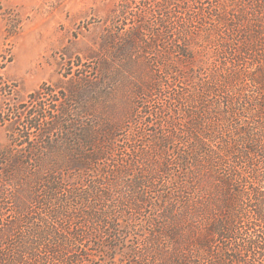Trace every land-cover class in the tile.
Returning a JSON list of instances; mask_svg holds the SVG:
<instances>
[{
  "label": "rangeland",
  "instance_id": "1",
  "mask_svg": "<svg viewBox=\"0 0 264 264\" xmlns=\"http://www.w3.org/2000/svg\"><path fill=\"white\" fill-rule=\"evenodd\" d=\"M254 16L264 20V0H0V77L14 89L10 98L0 97V107L23 104L43 86L58 97L80 95L72 106L77 129L113 122L117 129L107 155L98 144L84 149L101 159L92 171L81 169L83 181L113 167L128 172L130 178L141 169L149 179L164 160L169 164L167 173L158 177L170 183L146 188L139 212L123 211L116 223L120 230L116 243L106 240L105 233L84 242L87 247L80 264H161L164 255L142 250L154 234L168 242L166 255L181 239L183 244L175 246L187 264H202L207 258L202 236L211 216L205 214L202 221V198L208 199L212 191H205L202 183V156L197 153L192 166L178 162L179 154L189 151L191 137L198 136L183 135L164 153L156 148L151 134L162 127L163 116L173 115L180 106L179 93L185 98L211 76L219 79L229 70L248 76L258 72V62L264 61V37L246 39L248 52L239 65L226 54L228 48L240 45L236 20L248 27L255 24ZM244 79L243 88L255 91L250 78ZM151 86L155 90L149 92ZM59 104L46 100L44 108L49 106L46 112L53 113L63 108ZM159 110L165 113L158 115ZM177 117L183 132L189 117L182 112ZM19 118L0 119V148L8 145V133L20 130L18 121L26 122L24 116ZM28 133L29 139L36 138V132ZM50 137L60 135L53 131ZM79 173L80 168L65 169L61 192L72 181L78 182ZM5 179L0 184V203L4 204L2 216L9 218L13 212L9 199L16 191ZM180 181L188 188L185 195L177 189ZM175 199L179 203L174 214L182 204L187 207L172 241L155 226L162 223L161 216ZM68 221L67 232L75 231L77 222ZM207 238L216 253L221 245L217 233Z\"/></svg>",
  "mask_w": 264,
  "mask_h": 264
},
{
  "label": "trees",
  "instance_id": "2",
  "mask_svg": "<svg viewBox=\"0 0 264 264\" xmlns=\"http://www.w3.org/2000/svg\"><path fill=\"white\" fill-rule=\"evenodd\" d=\"M254 17L255 24L248 27L236 20L240 45L228 48L226 54L237 65L247 55L246 39L264 37V20ZM258 63L259 70L253 75L229 70L222 78L211 76L185 98L184 93H179L176 101L180 106L173 115L163 116L162 127L151 134L156 148L164 153L175 139L183 135L198 136L197 139L190 136V149L179 154L178 162L192 166L194 156L200 154L202 183L205 191H212L209 201L202 198V221H206L205 214L211 216L209 229L202 236V250L208 251L202 264H264L263 58ZM248 77L255 91L243 88L244 78ZM154 90L155 86H151L149 92ZM13 93L14 89L0 77V97L10 98ZM79 97V94L58 97L51 88L41 86L23 104L0 107V119L4 116L26 119V122L18 121L20 130L16 134L8 133V145L0 148V184L6 178V184L16 191L9 199L13 210L9 218L2 216L4 204L0 203V264H80L87 247L84 242L105 233L106 240L116 243L120 233L116 223L123 211L139 212L145 203L146 188L152 190L170 183H163L158 177L167 173L169 164L165 160L154 178L144 177L141 169L136 177L130 178L128 172L113 167L83 181L81 172L92 171L101 159L98 153L86 154L84 149L98 144L104 154L111 151L117 128L113 122H107L77 129L72 106ZM46 100L60 103L63 108L46 112L49 108H44ZM181 112L189 117L183 132L177 124ZM163 113L159 110L158 115ZM44 121H47L45 126ZM53 131L60 137L51 138ZM28 132H36V138L26 137ZM69 167L80 168L78 182L72 181L61 192V183L66 181L65 169ZM180 183L177 189L185 195L186 183ZM178 203L175 199L168 213L161 216L162 223L155 226L163 238L172 241H176V224L184 218L187 207L182 204L174 214ZM210 206L214 207L213 213ZM68 219L77 222L75 231L67 232ZM215 232L221 244L216 253L211 251L207 238ZM158 237L154 234L146 239V248L142 250L164 255L161 264H187L182 251L175 246L183 244L181 239L167 256L168 252H164L168 242Z\"/></svg>",
  "mask_w": 264,
  "mask_h": 264
}]
</instances>
